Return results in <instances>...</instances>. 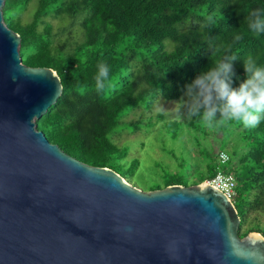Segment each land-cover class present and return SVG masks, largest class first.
Returning a JSON list of instances; mask_svg holds the SVG:
<instances>
[{"label": "trees", "instance_id": "1", "mask_svg": "<svg viewBox=\"0 0 264 264\" xmlns=\"http://www.w3.org/2000/svg\"><path fill=\"white\" fill-rule=\"evenodd\" d=\"M31 1L4 0V22L21 36L22 62L54 69L63 86L35 120L36 128L45 137L50 131L65 134L82 161L111 168L128 181L140 178L149 190L232 173L240 236L250 231L264 236V121L255 128L235 122L208 127L198 118L149 115L154 103L177 101L183 86L221 55L239 58L233 62V87L244 79L246 57L264 67V34L251 32L247 23L251 10L264 9V0H36L25 23L22 15ZM212 48L219 51L210 55ZM101 62L109 78L98 92ZM137 110L143 116L127 120ZM138 131L181 141L182 151L167 149L166 165L144 144L141 156H132V142L120 143L118 137Z\"/></svg>", "mask_w": 264, "mask_h": 264}, {"label": "water", "instance_id": "2", "mask_svg": "<svg viewBox=\"0 0 264 264\" xmlns=\"http://www.w3.org/2000/svg\"><path fill=\"white\" fill-rule=\"evenodd\" d=\"M0 0V264H264V236H240L231 197L202 181L142 190L36 128L62 93L29 66Z\"/></svg>", "mask_w": 264, "mask_h": 264}, {"label": "clouds", "instance_id": "3", "mask_svg": "<svg viewBox=\"0 0 264 264\" xmlns=\"http://www.w3.org/2000/svg\"><path fill=\"white\" fill-rule=\"evenodd\" d=\"M248 29L256 35L264 34V9L255 8L248 16ZM239 39V37H237ZM219 50L212 48L210 55ZM236 55L224 54L212 66L195 76L182 89L181 97L173 102L178 118H198L208 127L235 122L244 128H255L264 121V67L254 56L242 61L244 79L233 87V62ZM109 78V67L101 62L95 76L96 89L103 91ZM162 111L169 108L160 105Z\"/></svg>", "mask_w": 264, "mask_h": 264}, {"label": "rangeland", "instance_id": "4", "mask_svg": "<svg viewBox=\"0 0 264 264\" xmlns=\"http://www.w3.org/2000/svg\"><path fill=\"white\" fill-rule=\"evenodd\" d=\"M37 6V1L36 0H32L28 10H26L23 15H22V21L23 22H29L32 19L33 13L36 9ZM57 22V21H56ZM173 102L175 101H163L160 100L157 103H154V107L151 108V112H149V115H151L152 117H154L157 113H162L163 115H165L167 118H174L176 117V113L174 111L171 110V108L173 107ZM163 105V107L165 108H169V111H162L160 108V105ZM128 116V115H127ZM142 117V110H137L135 111L133 114L132 112L129 113V117L127 118V120L129 119H133V118H137V117ZM146 119V118H145ZM154 128H157V126H155ZM153 129V128H152ZM152 133H154L152 131ZM148 133L144 132V131H138L136 133H123V135L118 137L119 142H127L130 143L132 142V151L130 152V154L132 156L136 155V156H141L142 151L145 149V146H148V148L151 150L152 148H154L155 150V154H153L152 152V156L154 157V159H158L162 160L160 162H162L163 164L165 163H170V158L167 154V149H174V153L175 154H180L179 151H182V147L183 144L181 141L179 142H174L168 138H163V139H159V137H153V138H149ZM155 136V135H154ZM237 137V136H236ZM46 138L47 140L52 143V144H57L58 146H60L64 152L75 156L76 158H78L79 160H82V156H80L77 151L75 150L73 143L71 141V139L66 136L63 133H59V132H48L46 134ZM154 140H157L160 143V149L161 151L157 150L159 149L157 146L154 147V144L157 145ZM233 143L235 142V137H233ZM131 144V143H130ZM141 144H144L145 146H141ZM166 144V145H165ZM166 148V149H165ZM147 158L149 159L150 157L147 156ZM165 163H164V162ZM166 165V164H165ZM148 167L150 168L149 170L153 171V168L151 167V163H148ZM133 185L141 188L142 190H149L148 186L145 184V182L143 180H141L140 178H133L130 181Z\"/></svg>", "mask_w": 264, "mask_h": 264}, {"label": "built area", "instance_id": "5", "mask_svg": "<svg viewBox=\"0 0 264 264\" xmlns=\"http://www.w3.org/2000/svg\"><path fill=\"white\" fill-rule=\"evenodd\" d=\"M220 157L223 162H226V160L228 159L226 154L223 153L220 155ZM206 181L225 192L229 197H231L234 193L236 181L232 173H224L222 171H218L211 179H208Z\"/></svg>", "mask_w": 264, "mask_h": 264}]
</instances>
